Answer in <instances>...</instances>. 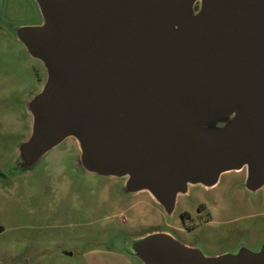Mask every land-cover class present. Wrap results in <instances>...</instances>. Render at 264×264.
Returning <instances> with one entry per match:
<instances>
[{
  "label": "water",
  "instance_id": "95a60500",
  "mask_svg": "<svg viewBox=\"0 0 264 264\" xmlns=\"http://www.w3.org/2000/svg\"><path fill=\"white\" fill-rule=\"evenodd\" d=\"M32 1L38 21L9 25L43 74L14 170L72 137L83 172L148 192L168 217L228 171L264 186V0ZM123 248L137 264H264V239L210 254L160 230Z\"/></svg>",
  "mask_w": 264,
  "mask_h": 264
},
{
  "label": "rangeland",
  "instance_id": "374dc122",
  "mask_svg": "<svg viewBox=\"0 0 264 264\" xmlns=\"http://www.w3.org/2000/svg\"><path fill=\"white\" fill-rule=\"evenodd\" d=\"M38 19L32 0H1L0 264H137L123 248L126 237L175 229L192 242L193 232L182 230V214H192L188 223L198 220L194 200L199 199V187H190L194 200L178 195L173 215L168 217L148 192L123 193L119 179L83 172L76 162L78 145L72 137L51 149L33 168L13 169L17 145L30 131L25 104L40 88L43 74L9 25ZM236 174L223 173L218 184L202 195L216 196V200L221 195L216 206L218 219L245 210L251 214L205 225L206 232L227 231L231 237L230 244L201 241L199 245L207 253L235 248L234 240L244 235L241 229L245 227L258 231L264 239V186L256 195L236 191L235 196H227L221 190Z\"/></svg>",
  "mask_w": 264,
  "mask_h": 264
},
{
  "label": "flooded vegetation",
  "instance_id": "af4514ba",
  "mask_svg": "<svg viewBox=\"0 0 264 264\" xmlns=\"http://www.w3.org/2000/svg\"><path fill=\"white\" fill-rule=\"evenodd\" d=\"M228 172H234V173H238L236 175H232L229 179H227V186L222 189L221 191H224V194L227 196H235L236 195V191L247 193L248 195H256L258 191H256V193L252 194L249 191H247L244 187V181L246 178V168L243 167L239 170H232V171H228ZM226 173V172H225ZM223 174V173H222ZM221 174V175H222ZM221 177V176H220ZM220 180V178H219ZM219 182V181H218ZM218 182L211 186V187H204L202 185H191L190 187H199V191H198V198L199 199H193L192 195L190 196V187L188 188V191L185 195L188 198H191L192 200L196 201V216L199 217L198 220L196 221H192V222H187L188 219H192L193 220V216L190 212L185 211L182 214V221L184 223L183 226V232H193V236L195 238H193L192 242H187L184 240L181 232H178V230L173 229L171 231V233L178 238L180 241L189 244V245H199L201 241H203L204 243L207 244H212V243H217V242H221L224 244H230V240L231 237L229 236L227 231H222L221 233H215V231H213V233L210 232H206L204 229L205 225H207L211 220H216L217 217V209L216 206L219 205V198H221V195L219 197H217L216 200V196H203L202 194H206L208 192H210V190L212 188H214ZM233 188L230 194V188ZM227 191V192H225ZM220 193V192H219ZM223 194V196H224ZM195 216V217H196ZM228 221V220H227ZM230 221V220H229ZM200 229V230H199ZM198 230V231H196ZM245 232L243 236H241L240 238L235 239L234 241L236 242L235 247L239 244V243H244L250 247H255L257 246L260 241L263 239L262 235L256 231L251 229V227H245L241 229V232ZM233 240V239H232ZM229 242V243H226Z\"/></svg>",
  "mask_w": 264,
  "mask_h": 264
},
{
  "label": "crops",
  "instance_id": "0c3cea01",
  "mask_svg": "<svg viewBox=\"0 0 264 264\" xmlns=\"http://www.w3.org/2000/svg\"><path fill=\"white\" fill-rule=\"evenodd\" d=\"M237 192H239V191H237ZM236 192V193H237ZM250 214H251V212H249L248 210L246 211H244V212H242V213H240V214H236V215H232L231 217H226V216H224V217H220V219H218V217H216V219L217 220H220V221H226L227 222V220L229 221H235V220H240V219H244L245 217H248V216H250Z\"/></svg>",
  "mask_w": 264,
  "mask_h": 264
},
{
  "label": "trees",
  "instance_id": "16d2710c",
  "mask_svg": "<svg viewBox=\"0 0 264 264\" xmlns=\"http://www.w3.org/2000/svg\"><path fill=\"white\" fill-rule=\"evenodd\" d=\"M0 231H1V226H0Z\"/></svg>",
  "mask_w": 264,
  "mask_h": 264
}]
</instances>
